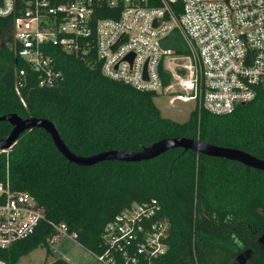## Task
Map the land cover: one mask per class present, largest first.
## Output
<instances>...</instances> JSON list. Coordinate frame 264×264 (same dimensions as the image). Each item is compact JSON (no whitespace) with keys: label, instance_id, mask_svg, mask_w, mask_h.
<instances>
[{"label":"trees","instance_id":"obj_1","mask_svg":"<svg viewBox=\"0 0 264 264\" xmlns=\"http://www.w3.org/2000/svg\"><path fill=\"white\" fill-rule=\"evenodd\" d=\"M107 16L117 13L97 14ZM0 39L5 40L1 30ZM174 39L181 45L177 34ZM87 41H81L76 51L53 47L62 78L40 87L36 77H30L21 91L25 104L14 89L0 83V114L47 118L79 155L138 151L159 139L183 136L264 159V89H257L251 100L230 113L211 114L194 105L188 119L177 122L161 116L153 102L158 92L106 77L93 36ZM0 61L17 63L6 47L0 48ZM10 129L7 121H0V139ZM6 173L12 189L29 192L46 219L31 235L0 248L3 264H17L39 245L49 254V238L58 232L48 220L64 223L68 232L76 233L81 247L99 253L105 224L132 204L153 199L159 210L152 219L167 223V250L155 260L158 264H234L245 249L251 250L247 264H264V246L257 242L264 231V170L182 148L146 160L81 166L66 160L50 135L34 127L0 150V179ZM44 264L69 263L55 257Z\"/></svg>","mask_w":264,"mask_h":264},{"label":"built area","instance_id":"obj_2","mask_svg":"<svg viewBox=\"0 0 264 264\" xmlns=\"http://www.w3.org/2000/svg\"><path fill=\"white\" fill-rule=\"evenodd\" d=\"M101 12L117 16L97 17ZM0 19V40L17 61L12 89L23 104L30 77L40 87L62 78L53 47L76 51L91 35L106 77L173 94L171 104L193 99L221 115L264 89V0H0ZM158 210L153 199L115 215L93 255L102 264H158L167 250V223L152 219ZM45 219L29 192L12 189L6 173L0 179V248L31 235ZM48 222L58 232L50 242L62 233L76 240L64 223Z\"/></svg>","mask_w":264,"mask_h":264},{"label":"water","instance_id":"obj_3","mask_svg":"<svg viewBox=\"0 0 264 264\" xmlns=\"http://www.w3.org/2000/svg\"><path fill=\"white\" fill-rule=\"evenodd\" d=\"M159 21V20H158ZM157 21V22H158ZM156 22V23H157ZM155 23V24H156ZM4 46V42L0 40V48ZM0 66L3 73L0 76V83L6 88L13 86V68L8 63L0 61ZM0 121H7L11 125L8 135L0 139V150H7L12 146L18 136L25 130L31 128H41L47 132L57 150L61 155L77 165L89 166L103 160H118V161H140L154 158L161 153L173 148H182L183 150H193L195 152L221 157L229 160H234L242 163L245 166L252 167L258 170H264V159L259 158L249 152L235 147L216 145L197 138H188L183 136L166 137L153 142L148 147L138 151H126L118 149L102 150L90 155H79L71 151L61 139L57 129L52 121L43 117H21L15 112L0 114ZM257 242L264 246V231L257 237ZM251 256V250L245 249L239 252L234 260V264H247Z\"/></svg>","mask_w":264,"mask_h":264},{"label":"rangeland","instance_id":"obj_4","mask_svg":"<svg viewBox=\"0 0 264 264\" xmlns=\"http://www.w3.org/2000/svg\"><path fill=\"white\" fill-rule=\"evenodd\" d=\"M173 94L159 92L153 97V102L159 109L161 116L170 118L177 122L188 119L190 111L195 105V100H174L171 104L169 99ZM50 253L46 254L45 247L39 245L30 252L22 255L17 264H44L55 257H62L69 264H102L93 254L81 247L76 240L68 234L62 233L52 242L49 241ZM54 250V251H53ZM0 264H3L0 262Z\"/></svg>","mask_w":264,"mask_h":264},{"label":"flooded vegetation","instance_id":"obj_5","mask_svg":"<svg viewBox=\"0 0 264 264\" xmlns=\"http://www.w3.org/2000/svg\"><path fill=\"white\" fill-rule=\"evenodd\" d=\"M260 245V244H259ZM262 246V245H261ZM249 261V260H248Z\"/></svg>","mask_w":264,"mask_h":264}]
</instances>
